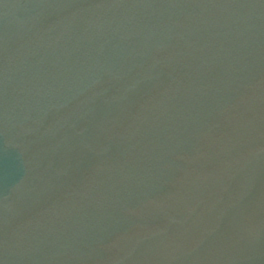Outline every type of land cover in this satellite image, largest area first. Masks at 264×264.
Wrapping results in <instances>:
<instances>
[{
    "label": "water",
    "instance_id": "1",
    "mask_svg": "<svg viewBox=\"0 0 264 264\" xmlns=\"http://www.w3.org/2000/svg\"><path fill=\"white\" fill-rule=\"evenodd\" d=\"M0 264H264V0H0Z\"/></svg>",
    "mask_w": 264,
    "mask_h": 264
}]
</instances>
